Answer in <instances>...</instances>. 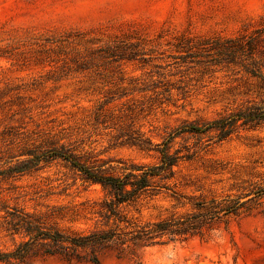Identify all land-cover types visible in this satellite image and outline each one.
Wrapping results in <instances>:
<instances>
[{"label": "rangeland", "instance_id": "obj_1", "mask_svg": "<svg viewBox=\"0 0 264 264\" xmlns=\"http://www.w3.org/2000/svg\"><path fill=\"white\" fill-rule=\"evenodd\" d=\"M258 31L264 39V0H0V171L28 159L12 162L23 148L44 152L62 145L113 166L121 161L156 164L159 153L136 141H171V152L182 157L171 190L124 206L130 217L147 222L185 215L197 211L190 200L228 196L247 202V209L204 237L143 250L142 264H264V121L240 126L223 141L215 132L172 139L186 124L203 125L250 108L264 112L259 77L240 61L215 65L210 58L215 51L191 62L181 42L184 37L229 39ZM68 32H89L95 46L141 55L62 72L38 51L47 39ZM257 60L264 72L261 53ZM105 196L101 185L84 181L60 159L0 178V251L14 247L2 226L6 211L65 206L68 218L58 224L86 230L91 216L75 211ZM36 264L91 263L49 257ZM101 264L137 263L108 249Z\"/></svg>", "mask_w": 264, "mask_h": 264}, {"label": "trees", "instance_id": "obj_2", "mask_svg": "<svg viewBox=\"0 0 264 264\" xmlns=\"http://www.w3.org/2000/svg\"><path fill=\"white\" fill-rule=\"evenodd\" d=\"M89 35V32H68L59 38L47 39L44 48L38 53L42 60H48V63L66 73L88 71L97 66L96 61L111 64L134 60L141 55L138 51L125 52L110 46H95V39L89 38ZM260 35L258 31L253 36L241 35L229 39L184 37L181 42L186 44V58L191 62H200L204 52L215 51L211 55L207 54L215 65L221 62L237 64L240 61L248 73L259 77L264 83V72L257 60L258 53L264 56V50L261 49L264 39ZM247 60L251 62L247 63ZM261 121H264L262 108L240 110L203 125H183L175 130L172 139L185 134L215 132L219 134V141H223L240 126ZM136 143L146 150L153 147L160 155L159 162L144 164L121 161L119 165L113 166L112 161H90V158L64 145L44 152L23 148L19 155L11 157L12 162L21 156L29 158L0 171L2 179L40 170L50 161L60 159L77 171L84 181L101 185L106 196L99 202L83 204L81 209L75 211V215L91 216L87 221L92 222V225L86 230H65L58 224L57 220L68 218L70 209L65 206L46 212H30L19 207L6 211L2 226L14 240V247L9 251H0V264H36L49 257L101 264L102 253L108 249L118 251L119 257L128 254L137 264H142L140 253L143 250L186 242L195 236L204 237L227 217L238 216L247 209V202L228 196L197 203L190 200L189 203L197 211L185 215L173 213L169 217L147 222L130 217L124 206L147 196L154 197L163 190H171L175 169L182 160L178 153L171 152V141L158 145H153L149 140ZM260 196L264 197V191Z\"/></svg>", "mask_w": 264, "mask_h": 264}]
</instances>
